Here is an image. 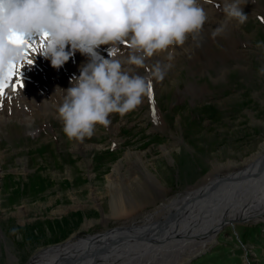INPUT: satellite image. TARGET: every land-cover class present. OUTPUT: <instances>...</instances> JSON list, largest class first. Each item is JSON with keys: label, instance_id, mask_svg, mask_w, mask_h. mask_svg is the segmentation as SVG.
Returning a JSON list of instances; mask_svg holds the SVG:
<instances>
[{"label": "rangeland", "instance_id": "374dc122", "mask_svg": "<svg viewBox=\"0 0 264 264\" xmlns=\"http://www.w3.org/2000/svg\"><path fill=\"white\" fill-rule=\"evenodd\" d=\"M213 2L223 15L225 0ZM246 4L245 24L229 21L227 29L213 38V29L221 26L216 24L203 45L180 48L171 61L167 55H157L145 61L146 68H137L122 59L129 56L127 43H122L112 54L133 76L147 78L157 62L171 67L162 82L153 79L154 101L148 93L143 105L123 118L113 114L107 129L98 126L95 135L82 143L70 141L63 131L58 108L66 94L57 93L62 90L57 80L49 83L53 89L37 81L41 93L49 95L46 102L35 92L15 97V104L9 106L2 102L0 264H28L49 247L119 226H160L167 220L169 225H162V230L175 229L180 215L187 212L176 218L173 213L189 208L183 204L184 197L195 199L201 188L210 186L204 183L207 177L222 179L238 173L246 160L264 153V74L260 72L264 68V0H246ZM74 78V72L67 76L70 83ZM129 152L143 154L151 176L137 171L140 183L129 184L124 192L136 204L147 202L135 219H116L110 216L106 178L119 162L123 177L130 178L128 170L137 158H125ZM140 187L149 191L148 200L141 199L145 192H139ZM245 205L232 202L231 212ZM244 221L232 220L207 247L195 254L186 252L184 256L190 257L181 264H264V218ZM110 250L120 253L117 248ZM123 257L109 261L123 264ZM176 260L173 256L169 263Z\"/></svg>", "mask_w": 264, "mask_h": 264}, {"label": "clouds", "instance_id": "9594fccd", "mask_svg": "<svg viewBox=\"0 0 264 264\" xmlns=\"http://www.w3.org/2000/svg\"><path fill=\"white\" fill-rule=\"evenodd\" d=\"M245 5L246 0H225L226 19L245 24ZM207 21L201 0H0V82L28 52L26 44L14 43L15 37L47 34L39 54L57 70L76 52L89 57L72 86L63 90L66 95L58 108L66 137L82 143L95 135L98 126L107 129L113 114L123 118L135 111L153 79L162 82L171 67L157 62L147 78L133 76L113 51L127 43V63L137 68H146V60L165 53L171 61L175 49L183 47L189 36L199 37ZM224 27L214 29L213 38ZM101 46L111 49V58L98 55ZM260 72L264 74V68Z\"/></svg>", "mask_w": 264, "mask_h": 264}, {"label": "bare ground", "instance_id": "6f19581e", "mask_svg": "<svg viewBox=\"0 0 264 264\" xmlns=\"http://www.w3.org/2000/svg\"><path fill=\"white\" fill-rule=\"evenodd\" d=\"M201 2L202 7H204L208 16V21L205 24L202 33L195 40L191 36H189L184 46L177 47L175 51L179 50L180 48L191 50L194 46L197 47L198 45H203L207 40V33L211 31V29L214 28L216 24L224 25V28H226L229 24V21L226 19L225 14L222 15L219 12L214 2L203 3V0H201ZM40 39V34L26 37V40L29 43L35 44H38L40 42ZM108 48V46H101V48L97 50L98 55L105 59L111 58V55L108 54ZM40 51L41 48L38 47L36 53L29 52V55L25 57V60L22 63L24 65L22 70H19L20 65L17 66L18 71L16 73V76L22 78L24 86L22 89L13 91V86L16 83V80L14 79L11 82L10 86L5 89L2 101L3 103H5V105L9 106L11 104H15V97L24 96L29 92H35L38 97H40L42 100H45L44 102H46L49 95L41 93L42 91H40L37 87V81H43V83L47 82L45 86L50 89L53 86L49 85V83L52 82V84H55V80H57V85L60 89H62V93H57L60 95L63 94V90H67L72 86V83L67 80V76L69 75V73L74 72L75 77L77 78L80 75L82 67L89 63V57L76 52L73 58L70 59L63 68L57 70L51 66L50 60L45 59L42 55L39 54ZM165 55L167 54H161L158 55V57L164 58ZM28 59H32L34 63L28 65ZM122 59L127 62V55H123ZM124 70L127 71L130 75L132 74L131 71L126 69ZM130 70H132L131 67ZM143 104L144 102H142L141 105ZM133 155L136 156L137 160L131 163L128 170V172L131 173L129 174L130 178L123 177V164H121V162L114 165L113 175L106 178V191L109 196V206L111 212L110 216L116 219H135L141 214V211H143L144 209L145 202H147L146 200H143L142 204H136L137 201L132 200V197L124 192L127 186L130 187L129 184H133L134 182L140 183V178L138 179V177L135 176L137 171L146 172L148 175H150L148 169L146 168L142 153L129 152L125 155V158H131ZM244 164L245 167H243L240 172L233 173L229 178L230 180L224 182V184L221 185L219 189H216L215 187L211 190L210 188L212 187L209 186L204 189L201 188L199 195L195 197V199L189 198L188 196L184 197L183 204H186V206L189 208H178L173 213L174 216L175 214L179 216L181 212H187V214H185L184 216L180 215L176 223L174 222L177 226L175 229L169 230L167 228L165 231L162 230V225H169V223H167V220L162 222V225L160 226H156L157 224H151L148 226L132 225L130 227H119V229H115L113 233H110V235L107 237H95L90 240L86 238L78 239L59 245L58 247L45 249L40 252V256L37 259L36 264H69V262L72 260L78 262L83 260V262L91 264L92 262L98 261V259L94 261L95 258H92V256L97 254L98 249H103L105 247L106 248L104 251L106 252L109 248L120 249V253L118 254V256L116 253L114 257L110 258L109 260H119L123 257L124 254L122 260L123 264H170L169 260L173 256H176L177 258L174 264H181L185 257H190L188 255L184 256L186 252L195 254L197 253V251L207 247V245L212 243V241L215 239L217 229H219V227H221L224 222H230L232 220H245L244 222H246L250 219L260 221L264 218V153L260 151L250 160H246ZM228 165L235 164L231 163ZM127 179L130 180L129 183H126ZM153 181V179L150 180L152 184L154 183ZM140 189L141 190L139 192H145V196L142 195L143 197H141V199L146 197V199L148 200L149 191H145L146 187H140ZM203 192H205V196L200 195ZM232 202L245 203V209L239 210L237 212H231ZM207 208L209 212L206 215ZM221 212L223 213L222 216L217 219V215ZM209 221L211 225L209 224ZM170 226L173 227V224H171ZM145 227L147 229L151 228V230L149 231L150 233H145V231H134L136 229L138 230ZM120 231L132 232L129 235H126ZM114 235L118 237L111 239V237H114ZM126 237H130L129 239H131V241L123 240L126 239ZM104 238L109 239L108 241H105ZM122 241H124V243ZM106 257L107 255L101 258L107 259L108 257ZM109 260L107 261V263L111 264Z\"/></svg>", "mask_w": 264, "mask_h": 264}, {"label": "water", "instance_id": "95a60500", "mask_svg": "<svg viewBox=\"0 0 264 264\" xmlns=\"http://www.w3.org/2000/svg\"><path fill=\"white\" fill-rule=\"evenodd\" d=\"M243 172V171H242ZM233 173H235V172H233ZM232 173V174H233ZM230 173H228V174H226V175H224V176H221L222 177V179H220L218 176H215V177H207V180L204 182L205 184L207 183V184H210V187H212V188H210L211 190L213 189V188H215L216 187V189H219L220 187H221V185H223L224 184V182H227L228 180H230L229 178H230V176L231 175H229ZM206 184V185H207ZM204 193L205 192H203V193H201L200 195H204ZM178 215H176L175 214V218L177 217ZM231 222V221H230ZM230 222H224L222 225H221V227H219V229H217V231H216V234L219 232V231H221V229H223L228 223H230ZM123 226V225H122ZM119 227H121V226H119ZM119 227H115V228H112V229H107V230H105L104 232H101V233H95V234H86L85 236H83L82 238H86V239H88V240H90V239H92V238H95V237H107V236H109L110 235V233H113V231L115 230V229H119ZM121 229V228H120ZM119 240H120V238H119ZM123 240H127V239H123ZM118 241V240H117ZM129 241H131V239H129ZM123 243H124V241H122ZM121 242V243H122ZM122 243V244H123ZM122 244H121V246H122ZM60 245V244H59ZM59 245H57V246H53V247H58ZM53 247H49V248H47V249H50V248H53ZM118 247V246H117ZM106 248V247H105ZM105 248H103V249H98V251H97V254H95L94 256H92V258H95V260L94 261H96V259H98V261H96V262H92L91 264H106L107 263V261L110 259V258H113L114 257V255H115V253H113L112 251L113 250H110V251H104L105 250ZM40 254V252L39 253H37L35 256H33L32 257V259L29 261V263L28 264H36V262H37V259L39 258V255ZM105 255H107V259H103V258H101V257H105ZM69 264H86V263H84L83 261H80V262H78V261H74V260H72V261H70L69 262ZM88 264V263H87ZM90 264V263H89ZM184 264H186V263H184Z\"/></svg>", "mask_w": 264, "mask_h": 264}, {"label": "snow or ice", "instance_id": "6c2138e0", "mask_svg": "<svg viewBox=\"0 0 264 264\" xmlns=\"http://www.w3.org/2000/svg\"><path fill=\"white\" fill-rule=\"evenodd\" d=\"M262 22H264V18H262ZM45 39H47V34L41 35L40 42L38 44H35V43H29L26 40V38H23V37H15L14 38V43H16L19 46H23V45L26 44L27 47H28V52L25 55L28 56L29 55V52L36 53L38 47L39 48H42L43 47V41ZM33 63H34V61L32 59H28L27 60V64L28 65H31ZM23 67H24V65L21 64L19 66V70H22ZM17 71H18V67L17 66H14L10 70L8 77L3 82H0V109H2V107H3L2 101H3V96H4L5 89L10 86L11 82L14 79L16 80V83L13 86V91H16L17 89H22L23 86H24L23 85L22 78L16 76ZM149 97H150V99H153V101H154V97H153V94H152V88L151 87L149 89ZM153 112H154V109H153Z\"/></svg>", "mask_w": 264, "mask_h": 264}]
</instances>
